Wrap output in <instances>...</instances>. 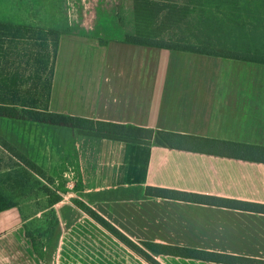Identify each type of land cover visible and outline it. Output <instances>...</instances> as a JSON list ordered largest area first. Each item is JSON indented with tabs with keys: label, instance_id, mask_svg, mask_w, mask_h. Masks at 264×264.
I'll list each match as a JSON object with an SVG mask.
<instances>
[{
	"label": "crops",
	"instance_id": "1",
	"mask_svg": "<svg viewBox=\"0 0 264 264\" xmlns=\"http://www.w3.org/2000/svg\"><path fill=\"white\" fill-rule=\"evenodd\" d=\"M116 10L117 0H0V23L62 32L50 112L264 148V63L129 45L105 37L101 21L85 28L80 20L85 11ZM218 21L209 18V26ZM191 36L185 43H221L209 49L245 54L227 46L228 37ZM24 122L35 131L20 143L1 137L44 173H74L79 187L61 195L64 183L40 179L31 182L34 191L24 183L16 195L3 194L15 207L0 212V264H151L75 201L137 244L264 261V213L144 197L141 190L264 205L263 153L238 158L232 149H176L74 129L69 152L42 143L40 127L31 125L41 123ZM147 253L158 264H224Z\"/></svg>",
	"mask_w": 264,
	"mask_h": 264
},
{
	"label": "trees",
	"instance_id": "2",
	"mask_svg": "<svg viewBox=\"0 0 264 264\" xmlns=\"http://www.w3.org/2000/svg\"><path fill=\"white\" fill-rule=\"evenodd\" d=\"M156 1L157 0H134L135 18L139 27L135 35H126L124 37L123 42L125 44L264 63L263 56H252L226 50H213L206 47H195L191 45L165 42L156 38H150V32L146 31V29H142L141 27L143 26L145 20L149 21L148 8L151 5H154ZM61 36L62 32L60 31L12 26L0 23V117L9 119H23L34 123L68 127L74 130L92 131L126 139L147 140L152 141L158 146L169 148L205 151L232 149L234 152H236L234 156L238 158L253 157L254 153H263L262 155L264 156V148L147 129L130 124H115L94 121L50 112L49 101L51 97L52 79ZM21 45L24 46L25 50L20 48ZM39 48L42 49V51L48 53L46 68V71L48 72V82L43 84L41 91H33L32 89H26V82H28L29 79H26V75L24 73L12 71L8 67L12 64V62L10 63L9 61L12 57H16L18 61L28 57L27 61L23 60L25 63H27V65L38 63L35 56L37 55V50ZM23 52H25V54H23ZM0 144L2 147L13 153L14 156L25 165L33 167L34 169L37 168L33 162H31L23 154L19 153L15 147L9 144L1 136ZM38 170L37 172L39 174L42 173L40 169ZM78 187L79 186L77 183H75L74 191L78 190ZM141 190L144 194V197H156L184 202H194L211 206L229 207L245 211L264 213V205H253L238 201H229L217 197L196 195L187 192L156 187H146ZM75 202L83 212L88 214L89 217L109 231V233L117 238L122 244L151 264L158 263L147 253V251L154 255L169 254L182 258L213 261L224 264H264V261L203 251H193L179 247L160 246L148 242H141L140 244H137L130 240L127 236H125L89 206L80 201ZM13 207H15L14 203L8 201L3 195H0V212Z\"/></svg>",
	"mask_w": 264,
	"mask_h": 264
},
{
	"label": "rangeland",
	"instance_id": "3",
	"mask_svg": "<svg viewBox=\"0 0 264 264\" xmlns=\"http://www.w3.org/2000/svg\"><path fill=\"white\" fill-rule=\"evenodd\" d=\"M192 4L197 6L190 7L189 5ZM213 5H218L219 11L211 10ZM148 12L149 21L145 20L141 28L150 32V38L209 49L211 46L209 43H185L186 37L191 35L210 37V35L217 34L218 39L221 36L231 39L232 42L228 41L230 43H226V45L234 46L236 51L242 50L248 55L264 57V0H157L154 5L148 8ZM79 14H81L80 20H83L82 25L85 28L90 27L91 22L95 25L96 20L101 21L103 27L100 31L105 34V37L110 35L124 39L126 35L136 34L139 27L135 18L134 0H117L115 13L85 11ZM215 15L218 16L219 21L209 26V18H214ZM212 46L225 45L218 43L212 44ZM20 48L25 50L23 45ZM47 56L48 53L39 48L35 56L38 63L27 65L24 61H27L28 57L20 61L16 57H12L9 60L12 64L8 68L26 75V79H29L28 82L25 81L26 89L41 91L43 84L48 82ZM20 120L0 117V136L10 138L11 142L18 144L26 134L35 131L34 126L26 125L23 119V121ZM31 125L40 127L36 129V132L41 133L42 143H47L54 149L57 146L60 150L73 151V143L76 140L73 129L44 124ZM73 133L75 136L71 138ZM37 170L38 168L34 169L19 161L13 153L0 144V195L7 192L16 195V192L21 191L17 186L21 184L24 189V183H30L25 187L27 192L34 191L31 182L40 179H45L47 182L57 179L60 185L61 182L64 183L65 193L62 192L61 195H68L66 191H74L69 188L70 185H74L72 184L74 179L72 172L44 173L41 171L43 174H39ZM49 174L53 176L51 177Z\"/></svg>",
	"mask_w": 264,
	"mask_h": 264
},
{
	"label": "built area",
	"instance_id": "4",
	"mask_svg": "<svg viewBox=\"0 0 264 264\" xmlns=\"http://www.w3.org/2000/svg\"><path fill=\"white\" fill-rule=\"evenodd\" d=\"M72 175H74V173H72ZM72 184H74V185H70L69 188H70L71 190H74V187H75L74 179L72 180Z\"/></svg>",
	"mask_w": 264,
	"mask_h": 264
}]
</instances>
